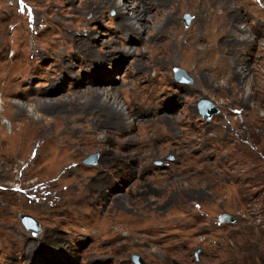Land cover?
I'll return each mask as SVG.
<instances>
[{
	"label": "rangeland",
	"instance_id": "374dc122",
	"mask_svg": "<svg viewBox=\"0 0 264 264\" xmlns=\"http://www.w3.org/2000/svg\"><path fill=\"white\" fill-rule=\"evenodd\" d=\"M112 1L0 0V264H264V0H228L225 33L198 43L204 0L179 3L188 39L149 48ZM90 88L153 101L111 116Z\"/></svg>",
	"mask_w": 264,
	"mask_h": 264
},
{
	"label": "bare ground",
	"instance_id": "6f19581e",
	"mask_svg": "<svg viewBox=\"0 0 264 264\" xmlns=\"http://www.w3.org/2000/svg\"><path fill=\"white\" fill-rule=\"evenodd\" d=\"M146 1L147 0L145 1L133 0L131 2L127 0L112 1V6H114V8L116 9L117 16L121 17L122 20L120 32L123 33L134 32L137 33L139 36H141L142 39L143 36L146 34L145 36H147V38L144 39V43L148 48L151 47V42L154 45L159 46L161 42H164L165 43L164 45H166V44H171V41H174V43H178L186 38L188 39V32L183 29L181 23L179 22L176 14H174L173 11L179 3L184 5V2L189 0H154V1L149 0L147 2ZM227 7H228V0H204V13L203 16L201 17L203 26L201 25L202 30L197 32L196 43H198L199 41H206V42L212 41L216 39L220 33L226 31L227 23H228ZM88 32L90 36L92 32L91 31ZM92 38L93 37L89 38L90 41H93L94 38L93 39ZM63 42H64L63 40H59L55 43L56 44L55 62H58L60 66L58 64L56 65L61 71L68 72L69 74L72 71V70L70 71L72 64L69 61V58H73V54L70 55L64 51L65 49ZM87 46L89 48L88 50L93 49V47H95L94 41L92 45H87ZM190 49L184 48L183 49L184 54L185 55L194 54V52L191 51ZM113 50L115 49L113 48ZM120 50L132 56L140 57L143 54V53L140 54L141 51L140 49L133 50L132 48H127L125 45ZM107 54H108L107 52H104L103 56L105 57ZM103 56L98 57L101 60L99 61L101 64H103L104 63L103 61L105 60ZM11 78L14 79L13 77ZM147 79H150V75L146 72H143L141 76L137 75L132 81L136 83ZM135 90L136 91L132 93L131 96L125 97L126 107H124V104L121 103V101H119L118 96L113 93H110V90H108V88L89 89V91L92 94L93 101L94 102L98 101L99 103L106 104L105 108L107 107L109 108V114L111 116H116V117L128 116L129 112H135L139 108L136 107L138 106L137 105L138 103L141 105L145 102L151 103L153 101L148 95L143 94L144 88L135 89ZM153 95H154L153 98L156 99L158 94L155 93ZM62 103L63 101L59 99L56 101H49V102L44 101L43 104L50 107L54 105H60ZM25 112L26 111H23V113ZM40 123H43L42 119L36 120L35 118H30L29 120H27L25 126L21 127L20 129L24 134H30L32 133L34 128L38 127V124Z\"/></svg>",
	"mask_w": 264,
	"mask_h": 264
},
{
	"label": "water",
	"instance_id": "95a60500",
	"mask_svg": "<svg viewBox=\"0 0 264 264\" xmlns=\"http://www.w3.org/2000/svg\"><path fill=\"white\" fill-rule=\"evenodd\" d=\"M190 19V17L188 18V20ZM183 76V78H181ZM186 76V77H185ZM188 74L187 71L180 67L177 69V77L180 79H185L187 78ZM198 107L200 112L206 117V118H211L213 113L218 110V108L215 106V103L210 100L209 98H201L198 101ZM98 152H92L90 154H88L85 158L84 161L85 162H90V161H95L96 157H97ZM20 217L22 219V222L32 231H35L38 229L39 225L38 222L36 221V219L34 217H32L31 215H29L26 212H20ZM219 221H231V222H236L237 219L235 216H233L232 214L228 213V212H223L222 214H220ZM200 250V248L198 247L196 252H198ZM132 259L138 263V264H145L143 258L136 253L132 254Z\"/></svg>",
	"mask_w": 264,
	"mask_h": 264
},
{
	"label": "trees",
	"instance_id": "16d2710c",
	"mask_svg": "<svg viewBox=\"0 0 264 264\" xmlns=\"http://www.w3.org/2000/svg\"><path fill=\"white\" fill-rule=\"evenodd\" d=\"M258 177V180L261 179L262 181V184L264 183V172L262 173V176H257ZM264 198V196H263ZM264 232V231H263ZM231 234V233H230Z\"/></svg>",
	"mask_w": 264,
	"mask_h": 264
},
{
	"label": "flooded vegetation",
	"instance_id": "af4514ba",
	"mask_svg": "<svg viewBox=\"0 0 264 264\" xmlns=\"http://www.w3.org/2000/svg\"><path fill=\"white\" fill-rule=\"evenodd\" d=\"M237 21H239V20H237Z\"/></svg>",
	"mask_w": 264,
	"mask_h": 264
}]
</instances>
